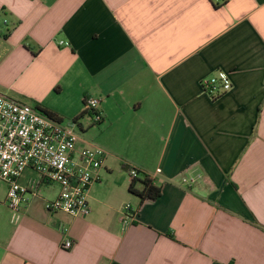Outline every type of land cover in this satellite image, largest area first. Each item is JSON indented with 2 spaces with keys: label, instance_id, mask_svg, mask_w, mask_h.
Wrapping results in <instances>:
<instances>
[{
  "label": "crops",
  "instance_id": "0c3cea01",
  "mask_svg": "<svg viewBox=\"0 0 264 264\" xmlns=\"http://www.w3.org/2000/svg\"><path fill=\"white\" fill-rule=\"evenodd\" d=\"M0 93L83 132L100 98L77 148L108 152L87 216L48 211L46 183L13 219L5 187L0 264H264V0H0ZM131 168L162 169L158 199L129 191Z\"/></svg>",
  "mask_w": 264,
  "mask_h": 264
},
{
  "label": "built area",
  "instance_id": "2783aa9c",
  "mask_svg": "<svg viewBox=\"0 0 264 264\" xmlns=\"http://www.w3.org/2000/svg\"><path fill=\"white\" fill-rule=\"evenodd\" d=\"M202 86L211 97H218L232 88L224 72L204 78ZM100 104L98 97L84 100L86 111L92 114L93 126L103 121ZM76 125L77 122L63 123L30 104L0 93V179L7 185L4 204L13 213V219L18 218L20 206L28 194L39 195V186L46 183L60 188L56 198L46 201L48 211H64L71 216L90 214L89 190L91 185L102 180L108 152L92 146L78 149L80 134ZM27 169H32L36 177L22 184L20 179ZM140 172L143 171L131 168L129 174L136 179ZM161 172V168L155 173L144 171L152 180ZM125 210L122 222L127 226L136 219L137 213L130 204L125 205ZM72 247V240L67 239L62 244L64 249Z\"/></svg>",
  "mask_w": 264,
  "mask_h": 264
},
{
  "label": "trees",
  "instance_id": "16d2710c",
  "mask_svg": "<svg viewBox=\"0 0 264 264\" xmlns=\"http://www.w3.org/2000/svg\"><path fill=\"white\" fill-rule=\"evenodd\" d=\"M41 105L42 104L37 103L34 107L41 110L50 117L58 119V117L55 114L49 112ZM77 120H79V118L78 119L76 118L74 121L77 122ZM138 185H141V188H138L137 187ZM129 191L139 196L142 201L146 199H158L161 195L160 186H157L154 183V180L150 179L144 172H140V176L138 178L132 179V182L129 186Z\"/></svg>",
  "mask_w": 264,
  "mask_h": 264
},
{
  "label": "rangeland",
  "instance_id": "374dc122",
  "mask_svg": "<svg viewBox=\"0 0 264 264\" xmlns=\"http://www.w3.org/2000/svg\"><path fill=\"white\" fill-rule=\"evenodd\" d=\"M26 103V102H24ZM28 104V103H26ZM88 114V113H86ZM85 121H87V123H92V114L91 115H87L86 118L84 119ZM101 123V122H100ZM99 123V124H100ZM99 124L96 125V127L99 126ZM95 128L93 125H91L89 128H87V130L85 132H83L78 125H76V131L83 135V137H85L87 140L89 141H95V137L97 138L98 137V131H96V129H93ZM95 136V137H94ZM93 137V138H92ZM5 187L7 189V185L6 183L0 179V195H2L4 193V190H5Z\"/></svg>",
  "mask_w": 264,
  "mask_h": 264
}]
</instances>
